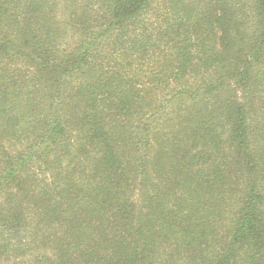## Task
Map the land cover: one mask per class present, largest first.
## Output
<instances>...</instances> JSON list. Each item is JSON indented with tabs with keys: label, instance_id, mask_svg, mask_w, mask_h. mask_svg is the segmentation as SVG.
<instances>
[{
	"label": "trees",
	"instance_id": "1",
	"mask_svg": "<svg viewBox=\"0 0 264 264\" xmlns=\"http://www.w3.org/2000/svg\"><path fill=\"white\" fill-rule=\"evenodd\" d=\"M0 264H264V0H0Z\"/></svg>",
	"mask_w": 264,
	"mask_h": 264
}]
</instances>
